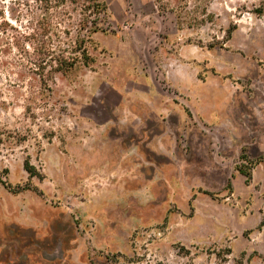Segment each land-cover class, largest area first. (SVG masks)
Wrapping results in <instances>:
<instances>
[{
    "label": "rangeland",
    "instance_id": "374dc122",
    "mask_svg": "<svg viewBox=\"0 0 264 264\" xmlns=\"http://www.w3.org/2000/svg\"><path fill=\"white\" fill-rule=\"evenodd\" d=\"M103 1L50 10L94 61L48 88L0 0V264H264V0Z\"/></svg>",
    "mask_w": 264,
    "mask_h": 264
},
{
    "label": "trees",
    "instance_id": "16d2710c",
    "mask_svg": "<svg viewBox=\"0 0 264 264\" xmlns=\"http://www.w3.org/2000/svg\"><path fill=\"white\" fill-rule=\"evenodd\" d=\"M44 11V18L36 20L35 27L27 34L29 46L32 47L33 53L29 55L27 62L29 68H31L41 82L48 87V81L52 80L55 73L65 75L77 66L90 65L94 58L89 52L86 45L87 40L82 36H77L74 39L66 38V40L60 39L59 35L54 32V28L49 19L50 10L56 6L60 1L65 0H36ZM85 1L87 8L90 9V13L99 14L104 12L107 8L105 1L103 0H83ZM75 3V0H70ZM98 29L97 26H94ZM94 29V30H95ZM65 33V32H64ZM88 41L92 42L91 39ZM49 88V87H48ZM2 138L0 136V145ZM241 159L246 160L247 156L242 154ZM24 169L28 172L29 177L39 176L35 166L25 160ZM239 171L244 174L247 179L251 177V173L245 169L242 165L238 168ZM8 170L5 169L4 173ZM0 183L11 188V185L3 181L0 174ZM229 188L232 189L231 185ZM17 189H22L20 185ZM17 191V190H15ZM213 195L211 192H207Z\"/></svg>",
    "mask_w": 264,
    "mask_h": 264
}]
</instances>
